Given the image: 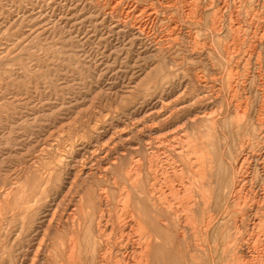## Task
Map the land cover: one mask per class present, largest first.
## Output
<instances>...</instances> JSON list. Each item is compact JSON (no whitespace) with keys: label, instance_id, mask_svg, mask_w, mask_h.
Instances as JSON below:
<instances>
[{"label":"rangeland","instance_id":"obj_1","mask_svg":"<svg viewBox=\"0 0 264 264\" xmlns=\"http://www.w3.org/2000/svg\"><path fill=\"white\" fill-rule=\"evenodd\" d=\"M192 1L171 0L175 5L167 8L163 6L169 0H0V264H73L67 252L70 239L81 244L85 239L83 231L72 234L67 227L68 212L81 198L97 197L103 186L113 196V214L130 211L120 189L122 183L130 187L135 171H145L149 143L162 150L164 196L180 208L181 230L188 236L177 245L182 250L167 243L164 264H192L188 243L204 236L186 222L196 211L189 210L192 199L186 198L183 185L194 184L193 164L201 143L208 150L207 160L213 157L212 181L218 193L221 169L227 172L228 186L241 141L263 116L258 114L263 96L251 86L232 96L222 88L226 81L211 83L221 59L210 48L215 45L207 29L210 13L196 23L186 11ZM131 4L156 7L158 20L149 36L126 18ZM260 53L264 56V50ZM240 71L247 77L242 67ZM200 74L202 82L197 81ZM245 96L250 98V114L242 123L250 125L240 126L238 106ZM212 133L216 136L211 138ZM263 147L264 141H258V148ZM112 178L119 181L117 188L109 182ZM263 183L260 177L259 185ZM229 206L234 208L233 203ZM214 214L222 217L219 210ZM215 230L206 243L215 244ZM246 256L237 259L220 251L215 261L255 262ZM211 259L206 264H213Z\"/></svg>","mask_w":264,"mask_h":264},{"label":"bare ground","instance_id":"obj_2","mask_svg":"<svg viewBox=\"0 0 264 264\" xmlns=\"http://www.w3.org/2000/svg\"><path fill=\"white\" fill-rule=\"evenodd\" d=\"M169 1V5L163 7H171L173 3L171 0ZM186 11L187 14H193L195 22L198 24L202 23L203 14L210 13V24L207 29L212 36L211 38L215 39V45L218 46L216 48L212 43L210 44V48L212 49L211 51H214L215 56H212L216 59H221L220 70L216 77L211 79V83L226 81V88L223 86L222 88L232 96L238 95L239 92L241 93V89H245L246 91L248 85L251 86V91L254 90L256 94L260 93L263 96L258 113L259 116H263L256 121L258 127H253L251 131L246 133L247 137L242 139L236 160L232 163V172L228 174V176H231L228 186L226 185L227 172L225 173L223 167L225 160L222 161V174L218 171L222 175H220L218 193H215L216 191H214L215 188L213 187L212 181V178L216 177H213L211 172L214 163L213 157H209L207 160L206 154L208 150L200 140L202 144L201 149L196 160L193 158L195 160H193V175L195 174L194 176L196 177L194 184L193 182H189L187 184L184 183V186L182 184L184 181L181 182L183 187H185L184 193L188 195L186 198L192 199L189 210H195L197 212L195 214L198 217L196 220L195 214H192L187 218L186 222L190 220V224H192L190 227L193 232L197 235L204 236L202 239L199 238L195 241L190 240L192 238H187L190 240L188 246L186 243L188 251L190 252L188 259L192 264H200L199 258L202 257L204 261L201 264H206L208 258L211 257L213 264H216L215 258L221 251L223 255L230 254L237 257V259L243 258L244 260L247 254L255 258V262L250 260L245 264H264V185H259V178L264 177V151L258 148V141H264V69L262 66L264 56L260 53L261 49L264 50V0H193L188 8H186ZM124 12L126 18L134 20L132 23L138 32L146 36L150 35L151 29H153L158 20L156 7L154 8L152 5L140 6L138 4H131L128 10L125 9ZM228 37L229 40H225ZM252 64H255L257 69H255L254 74L251 76L250 69ZM241 67L247 73V77H242ZM197 81L202 82L201 74L198 75ZM219 91L222 92V89L220 88ZM242 105L240 104L238 106L242 117L239 119L237 116V120L240 123L239 121L237 122L240 126H247L250 125L246 121V118L250 114V98L247 97ZM243 117H246V120L244 119L245 121L242 123ZM202 118L204 117L202 116ZM209 119L213 120L211 117ZM212 122L215 123L214 120ZM212 134L210 135L211 138L216 136V132L214 136ZM226 138L228 139V136ZM148 145V159L145 171H143V174L142 169H139L137 172L135 171L138 176L136 175L132 183L130 182V187L122 183L123 187L120 189L121 196L123 197L121 201L131 204L130 211L127 210L126 213H122L119 210L116 214H113L110 207L113 204L111 200L113 196L109 189L103 186L100 187L97 197L93 198L87 195L85 198H81L78 204L68 212L65 220L67 227H70L72 234L83 231L85 239L83 244L70 239L71 241L67 248L70 263L164 264L163 253L165 252L163 251L162 253V250L167 247V243L170 246L174 244L176 248L179 247L178 249L182 250L177 245H181V240L188 236H186L185 230H181L183 225L180 226L182 222L181 213H179L180 208L178 209L177 207L176 209V207H173L164 196L165 193L162 189L163 181L160 177L161 171L159 169L162 150L153 148L151 143ZM117 167L116 161H112L111 168L116 169ZM251 167L253 168L252 174L249 171ZM131 169L133 170V168ZM166 173L168 174V172ZM130 175V172H127V182L131 179ZM139 175L142 177H139ZM217 177L219 176L217 175ZM106 181L105 183L108 182ZM109 182H111L112 186H116L115 188L119 185V181L114 178ZM164 184L166 185L165 182ZM168 184H171V182ZM170 187L172 188V185ZM170 187L169 189H171ZM191 187H193V192L190 195ZM226 188L227 190H225ZM212 191L215 195L213 202H211ZM184 202L182 203L184 204ZM229 203L231 205L233 203V209H230L231 206H229ZM222 204H224V208L220 210L219 208ZM217 210H219L222 217H217L214 214ZM217 223L219 225L216 229ZM82 225H85L84 229L81 227ZM190 227L188 228L190 229ZM212 230L216 232L214 245H210L208 242L206 243ZM191 235L194 236L193 234ZM167 236L169 238L172 236V238L167 241ZM183 249L185 251V248ZM184 251L183 253H185ZM174 252L176 253V251ZM184 256L186 257V255ZM169 263L172 262L168 261L167 264Z\"/></svg>","mask_w":264,"mask_h":264}]
</instances>
